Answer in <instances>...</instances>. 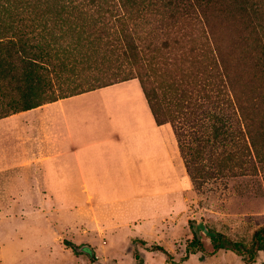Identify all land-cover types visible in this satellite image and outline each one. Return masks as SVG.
Instances as JSON below:
<instances>
[{"label":"rangeland","instance_id":"rangeland-1","mask_svg":"<svg viewBox=\"0 0 264 264\" xmlns=\"http://www.w3.org/2000/svg\"><path fill=\"white\" fill-rule=\"evenodd\" d=\"M161 12L149 9L140 15L141 20L128 19L124 24L133 33L138 27L135 34L139 38L141 62L129 59L115 70L114 77L118 79L134 76L126 79H131L125 86L130 91L116 89L118 98L129 94L131 97L134 88L142 87L140 81L145 89L159 95L174 93L176 87L182 88L192 79L197 85L206 86L203 66L216 61L217 54L226 61L229 74L241 75L244 60H248L247 48L252 47L254 37L246 17L235 20L227 9L219 6L205 20L196 15L192 20L174 22ZM118 54L116 51L112 58H118ZM141 64L145 65L144 70H140ZM250 79L251 72L241 77L243 90L252 88ZM177 107L183 110L182 106ZM239 126L238 123L233 127ZM2 134L11 135V127L6 131L1 126ZM6 138L9 137H0L2 150L13 146V141H4ZM241 141L237 131L225 141L228 142L226 150L233 151L234 164L227 168H209L204 165L203 157L196 154L200 143H195L189 135L184 136L183 144L188 152L185 155L193 168L187 170L178 146L182 160L180 191H175L170 206L152 207L153 214L159 217L153 230L148 222L135 221L137 217L131 212L126 214L130 225L113 230L104 225L88 226L83 223L86 219L74 215L77 212L72 206L74 202H69V219L64 217L58 221L50 213L54 210L50 202L36 200L30 185L18 182L16 168L21 165L13 161V152L0 151V264H264V250L258 251L253 262L244 261L228 249L209 253L212 246L204 232L201 233L204 250L182 259L186 244L192 238L189 219L246 245L250 244L254 230L264 225V163L258 162L253 168L241 163L242 152L236 153ZM67 242L85 244L88 248L76 253ZM152 243L162 245L169 255L150 249Z\"/></svg>","mask_w":264,"mask_h":264},{"label":"trees","instance_id":"trees-1","mask_svg":"<svg viewBox=\"0 0 264 264\" xmlns=\"http://www.w3.org/2000/svg\"><path fill=\"white\" fill-rule=\"evenodd\" d=\"M217 6L227 9L235 20L246 17L254 34L241 75L229 74L226 61L217 54L216 61L203 66L206 86L192 79L174 93L159 95L139 81L156 122L171 125L187 170L193 167L185 155L186 135L200 143L196 154L209 168L235 163L225 142L234 131L242 140L236 150L242 152L241 163L248 168L264 163V0H0V118L133 78L114 77L123 62H141L138 27L131 32L124 26L128 19L141 20L140 15L155 9L174 22L196 15L205 20ZM116 51L118 58H112ZM144 68L141 64L140 70ZM249 71L252 88L243 90L240 80ZM238 123L241 127L234 128ZM188 223L192 238L182 259L204 250L203 232L211 242L209 253L228 249L253 262L258 251L264 250V225L254 230L246 245L224 232L200 226L195 219ZM66 244L76 253L88 248ZM149 248L169 255L158 243ZM136 258L142 262L138 254Z\"/></svg>","mask_w":264,"mask_h":264},{"label":"crops","instance_id":"crops-1","mask_svg":"<svg viewBox=\"0 0 264 264\" xmlns=\"http://www.w3.org/2000/svg\"><path fill=\"white\" fill-rule=\"evenodd\" d=\"M129 82L0 118V127H11V135L0 137L13 141L0 151L13 152V161L21 165L18 182L29 184L36 200L50 202L58 221L69 219V202H74V215L88 226L113 230L130 225L126 214L131 212L153 230L159 217L152 207L170 206L180 191L182 160L172 127L156 122L142 87L118 98L116 89L130 91Z\"/></svg>","mask_w":264,"mask_h":264}]
</instances>
